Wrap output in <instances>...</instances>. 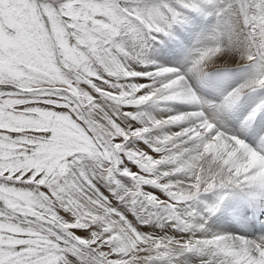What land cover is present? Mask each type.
Returning <instances> with one entry per match:
<instances>
[{"label":"snow or ice","instance_id":"1","mask_svg":"<svg viewBox=\"0 0 264 264\" xmlns=\"http://www.w3.org/2000/svg\"><path fill=\"white\" fill-rule=\"evenodd\" d=\"M0 264H264V0H0Z\"/></svg>","mask_w":264,"mask_h":264},{"label":"rangeland","instance_id":"2","mask_svg":"<svg viewBox=\"0 0 264 264\" xmlns=\"http://www.w3.org/2000/svg\"><path fill=\"white\" fill-rule=\"evenodd\" d=\"M186 35H188L187 33H186ZM196 45H195V35L194 34H192V35H189V39H188V41H187V44L185 45V47H186V49L187 48H193V47H195ZM256 98V96H253L252 97V99H255Z\"/></svg>","mask_w":264,"mask_h":264}]
</instances>
